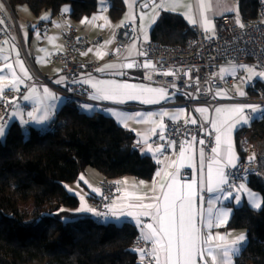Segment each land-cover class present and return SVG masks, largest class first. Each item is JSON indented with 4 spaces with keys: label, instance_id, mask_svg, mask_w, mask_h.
<instances>
[{
    "label": "crops",
    "instance_id": "1",
    "mask_svg": "<svg viewBox=\"0 0 264 264\" xmlns=\"http://www.w3.org/2000/svg\"><path fill=\"white\" fill-rule=\"evenodd\" d=\"M124 2L126 9L119 19H114L109 9L107 15H101L102 20L97 18V15L94 16L97 11L76 21L72 18L71 11L66 13H62L61 11L62 14L60 13L55 17L49 11L35 16L24 7H18L16 12L10 13L4 1L0 0V11L14 22L17 19L26 48L32 56V63H28L26 58L22 56L21 47L16 36H12L8 41L0 44V77H4L0 81V87L3 88L2 92L6 90H23L24 97H32L26 100V102L33 106L29 112L35 110L37 116H41L47 112L49 117L43 123H37L28 117V112L17 108L7 125L10 126L12 123L18 122L25 129L32 126L41 128L49 125L66 105V95L64 93V88L66 87L65 77L60 65L51 61V57L63 49L59 29L77 25L79 32L89 40L101 38V44L91 45L84 53V59L89 62H102L103 66L101 69L105 70L99 71L97 75L82 78V81L89 80V84L95 81H115L117 83L134 85L137 89H163L167 96V98L161 96L159 103H142L141 101L149 96L158 95V93L153 94L145 91L138 99L126 100L123 104L115 103L111 100H92L90 98V101L84 102L82 106L83 110H86L85 105L94 106L92 110L87 111L90 113L100 111L108 114L120 125L134 132L137 136L136 148L141 153L151 156L157 163L155 174L149 180L134 175H124L117 179L120 195L115 199L111 208H116V216L119 218H114L111 215L105 221L117 224L131 222L138 229L139 234L143 235L148 231L147 225L149 223L145 225L147 217H151L150 223L154 227H158L154 219L155 208L141 209L129 207V205L156 204L160 206L162 212L163 197L168 194L169 185H172L173 179L176 181L175 185H173V191L176 193H179L181 189L187 192L185 186L193 184V211L194 213L202 211L204 216L203 221H201L199 215L196 216V224L201 229L202 240L206 238L209 232L214 237H224L223 241L215 239L211 242V246L215 250L214 254L218 256V262L220 253L219 250L215 249V245H231L240 235L246 237L245 241L239 246V252L231 258V264H236V260L243 250L242 245H246L248 241V235L246 229L229 227L235 209L245 204L255 209L253 206L255 203L259 202L261 206L263 203L262 197L259 195L261 192L254 187V183L264 187V111H255L251 116H247L248 108H246L243 115L248 117V123H243L232 109L238 105H257L260 109H264V103L252 101L255 97H264V75H262L264 71L251 63L241 66H223L221 68L223 76L233 75L242 71L244 83L235 82L229 85L227 89L217 91L215 95L216 102L212 104L200 102L194 108L184 103V95H169L163 85L128 78L125 74L121 75V72L124 73L123 68L120 67L121 64L108 61V57L116 41V30L123 21L132 22L138 32L137 40L126 53L127 57H133L142 52L146 43L151 39L152 28L164 12L179 14L189 26L199 25L203 31L214 36L218 33L216 25L218 18L228 14H236L239 19L241 18L239 5L233 4L232 0H133V6L129 8L131 0H124ZM161 4L163 5L162 8L160 7ZM144 5H147L145 9H150L148 18L147 13H140V7ZM129 11L136 13L138 17L137 23L131 20L132 12ZM29 22H42L43 27L41 31L33 34L32 29L29 27ZM95 28L108 32V37L101 31H95ZM133 49L137 51L133 53ZM8 64L12 65L11 69L7 67ZM36 74L41 75L43 79L34 84L33 80ZM13 83H15V87H12ZM33 89H35V92L32 91ZM45 89L56 98L52 99L48 93H45ZM240 92H243L244 95L241 96ZM247 98H252V100L248 101L246 100ZM200 108L207 109V111H197ZM181 109L183 111H180ZM217 109H221V111L218 113ZM162 111H166L168 114L160 116L159 113ZM136 113H141L142 115L138 117ZM199 117L211 120L212 126L215 129L216 127L221 128V132L218 133V135H221V144L214 161L211 163L205 161L201 150V142L197 139L187 143L178 155L174 153L160 159L162 146L154 141L156 131L164 129L166 123L178 118H182L188 122L195 119L197 123ZM161 124L164 125L163 128H161ZM229 128L231 129L230 132L228 131ZM225 135L231 141V150L236 157L235 165L237 166L241 161L247 160L253 162L256 167L253 175L246 177L240 182V185H245L247 191H239L240 202L238 204L234 203L232 199H225L224 192L222 191L209 192L206 182L209 165H211L214 172L220 168L224 172L227 166H231L227 164L226 160L227 143L225 142ZM149 148L151 151L148 150ZM182 152L183 156L181 155ZM216 161L220 163L217 164ZM89 168L78 179L80 185L84 187L82 195H76L80 199V206L78 208H92L98 213L97 199L100 194V181L103 175L97 169ZM185 170L188 171L186 174L184 173ZM221 187L223 188V185ZM204 192H208L209 195L204 197ZM233 195H237L236 191L233 192ZM157 197L160 199L157 200ZM209 208L212 210L210 215L214 225L211 229L207 227ZM224 209H230V216L227 222L220 226H215V218ZM145 211L151 212L152 215H142ZM76 212L89 214L93 217L96 216V214L87 211ZM127 212H133L134 215L127 216L126 214H122ZM202 246L205 250L204 259L208 261V264H212L211 257L207 255L209 245L205 243ZM160 260L161 262L164 260L162 252L160 253ZM197 264H200L199 257H197Z\"/></svg>",
    "mask_w": 264,
    "mask_h": 264
},
{
    "label": "trees",
    "instance_id": "2",
    "mask_svg": "<svg viewBox=\"0 0 264 264\" xmlns=\"http://www.w3.org/2000/svg\"><path fill=\"white\" fill-rule=\"evenodd\" d=\"M7 2L14 12L26 6L35 16L49 11L53 17L71 3L76 21L98 11V0ZM258 5L259 0H242L241 18H255ZM125 9L124 0H112L114 19ZM188 27L181 15L164 12L152 28L151 40L185 44L194 35ZM55 122L46 133L14 122L6 136H0V264H144L130 249L139 234L135 225L97 222L77 213L80 199L66 184L77 181L89 167L115 180L124 175L149 180L155 160L136 148L134 132L103 112L87 113L66 104ZM254 187L263 195L262 207L236 208L229 223L248 235L236 264H264V187Z\"/></svg>",
    "mask_w": 264,
    "mask_h": 264
},
{
    "label": "built area",
    "instance_id": "3",
    "mask_svg": "<svg viewBox=\"0 0 264 264\" xmlns=\"http://www.w3.org/2000/svg\"><path fill=\"white\" fill-rule=\"evenodd\" d=\"M233 4L240 5L242 0H232ZM11 12L7 0H5ZM0 44L16 36L21 47L22 56L28 63H32L20 26L15 19H8L0 11ZM216 35H210L202 30L199 25H193L186 29L193 32V37L185 44H166L161 41L149 40L142 52L133 57H127V51L138 38L135 25L130 21H123L115 33V44L108 57L110 62H118L121 65L129 63L131 68L123 67L126 77L153 84L165 86L169 95L182 94L185 96V104L195 106L200 103L212 104L216 102L217 91L227 89L235 82L244 83L243 72L223 76L221 68L226 65L241 66L247 63L253 64L264 71V0H259L258 14L251 20L238 18L236 14L224 15L216 20ZM243 25V26H241ZM33 34H37L43 27L42 22H29ZM63 42V49L51 57L53 63L61 67L65 77L66 104L73 105L83 110L84 102L90 101L94 89L89 83H79L82 78L97 75L102 62H89L84 59V53L91 45L101 44L102 39L89 40L79 32L77 25L59 29ZM146 64L150 66H145ZM168 73H172L168 75ZM43 77L36 74L33 83H38ZM234 97V95H232ZM250 101L252 98H247ZM218 101V100H217ZM255 103H264V97H255ZM0 127H5L17 108L29 112L33 106L24 99V91L6 90L0 93ZM247 116L253 111L247 110ZM56 118L41 131H52L56 126ZM29 127L27 128V130ZM218 132L212 126L211 120L199 117L195 124L182 118L169 121L164 129H158L154 135V141L162 146L160 159L176 154L192 140H200L201 150L207 163L215 159L213 149L217 147L216 136ZM163 136V138H161ZM157 166V163H156ZM255 164L250 161H241L237 166H227L224 175L228 184L223 185L227 191L230 186L233 192L239 187L240 182L255 173ZM188 171H184L186 174ZM120 195L119 183L115 179L103 177L100 181V194L97 201L98 213L94 218L97 222H104L105 216H111L110 208L115 199ZM208 192L203 196L207 197ZM107 205V207H106ZM151 222V217L145 219V225ZM154 245L145 240L142 234H138L132 241L130 249L139 254L144 264H155L151 253ZM244 248L245 245H242ZM147 253V255H145Z\"/></svg>",
    "mask_w": 264,
    "mask_h": 264
},
{
    "label": "snow or ice",
    "instance_id": "4",
    "mask_svg": "<svg viewBox=\"0 0 264 264\" xmlns=\"http://www.w3.org/2000/svg\"><path fill=\"white\" fill-rule=\"evenodd\" d=\"M160 7L162 8L163 5L161 4ZM3 23V21H0ZM243 26V25H241ZM134 65L129 63L127 65H121L120 67H128L131 68ZM145 66H150L146 64ZM7 67L9 69L12 68L11 64H8ZM105 69H98V71H104ZM121 75L124 73L121 72ZM172 73H168L171 75ZM264 75V74H262ZM4 77H0V81H2ZM59 82V81H58ZM79 83H90L89 80L78 81ZM15 83L12 84V87H15ZM91 87L95 89L94 94L90 97L92 100H111L115 103L123 104L126 100H136L141 95L144 94L146 91L147 93H158V95H151L148 98L142 100V103H159L160 97L163 96L167 98L164 93L163 89H137L136 86L130 85L127 83H117L115 81H95L91 82ZM3 91V88L0 87V92ZM35 92V89L32 90ZM45 93H48V90H44ZM241 96L244 95L243 92L239 93ZM52 99L56 97L53 96L51 93H48ZM31 96H25L24 99L28 100L31 99ZM91 105H85L86 110H92ZM251 109L253 112L255 111H264V109H260L257 105H238L232 109L234 113H236L240 120L243 123H248V117L244 116L243 113L245 109ZM180 111H183L181 109ZM197 111L205 112L207 109L200 108ZM218 113L221 109L216 110ZM168 113L166 111H162L159 113L160 116H165ZM28 117L37 123H43L46 121L48 117V113L45 112L41 116L36 115V111L28 112ZM139 117L142 114L136 113ZM151 115V114H149ZM192 124L196 123V120L193 119L190 121ZM215 126V125H214ZM164 125L161 124V128ZM216 131L219 133L221 132L220 127H216ZM228 131L230 132L231 129L229 128ZM4 129L0 127V136H3ZM163 138V136H161ZM225 142L227 143V151H226V160L227 164L235 167V160L236 157L232 153V146L231 141L225 135ZM202 143V141H201ZM216 144L217 147L213 149L214 153L219 152V145L221 144V135L216 136ZM151 151V149H148ZM183 156V152L181 153ZM219 164V161H216ZM206 182L208 184V191L215 192V191H222L224 192L225 199H232L234 203H239V191L244 190L247 191L245 185H239V188L236 189L237 195H233V187L230 186L229 189L225 192V190L221 187V185L228 184V180L226 179L223 169L220 168L219 170L215 171L209 165L207 175H206ZM176 181L173 179L172 185H169L168 194L164 195L163 197V211L161 212V208L159 205L156 204H137V205H129V207L141 208V209H153L155 208V217L156 223L158 227H154L152 223L147 225L148 231L143 234V238L145 240H149L153 243L154 247L152 249L151 256L155 260V264H197V257L200 258V264H208V261L204 259L205 257V250L202 246L203 244H208L209 247L207 249V255L211 257L212 264H231V258L239 252V246L245 241L246 237L244 235H240L232 242L231 245H222L217 244L215 245V249L219 250L220 258L218 262V256L214 254V248L211 246V242L215 239H219L221 241L224 240L223 236L214 237L210 232L207 234L206 238L202 240L201 237V229L197 227L196 224V216L199 215L201 221L204 220V216L202 211L199 213H194L193 211V184H188L185 187L187 188V192H184L183 189L179 193L173 191V185H175ZM252 195L251 193H249ZM157 200L160 198L157 197ZM255 208H261V204L259 202L253 205ZM107 207V205H106ZM78 211H87L90 213H94L96 215H103L101 213H97L92 208H81ZM116 208H110V212L114 218H119L116 216ZM211 208L208 209L209 217L207 219V227L211 229L213 225V221L211 219ZM126 214L127 216H133V212L122 213ZM142 215H152L151 212L145 211ZM230 216V209H224L221 213L215 218L216 224L215 226H220L227 222V219ZM107 219V217L105 216ZM164 254V260L161 262L160 260V253ZM147 255V253H145Z\"/></svg>",
    "mask_w": 264,
    "mask_h": 264
},
{
    "label": "rangeland",
    "instance_id": "5",
    "mask_svg": "<svg viewBox=\"0 0 264 264\" xmlns=\"http://www.w3.org/2000/svg\"><path fill=\"white\" fill-rule=\"evenodd\" d=\"M4 1V3L6 4V2H5V0H3ZM111 4H112V0H98V7H99V10H98V12L94 15V16H96L97 15V18H99L100 20H102L101 19V15H107V13H108V11H109V9H110V6H111ZM132 6H133V0H131V3H130V5H129V8H132ZM145 6H147V5H144L143 7H140V13H147V18H148V14H149V10L150 9H145ZM6 7L8 8V10L10 11V9H9V7H8V5L6 4ZM25 9H27L28 11H30L29 9H28V7H26V6H23ZM71 9H72V5H71V3H66L64 6H63V9H62V13H66V12H70L71 11ZM16 11H17V9H16ZM31 12V11H30ZM129 12H132V18H131V20L133 21V22H135V23H137L138 22V17H137V15H136V13L134 12V11H129ZM10 13H11V11H10ZM61 13V14H62ZM12 15V14H11ZM105 19H106V16H105ZM95 31H101L102 33H104V35H106L107 37H108V35H109V33L108 32H105V31H103V30H101L100 28H95ZM143 40V39H142ZM140 42H142V41H140ZM138 45V44H137ZM134 47H135V45H134ZM133 47V48H134ZM139 47V46H138ZM136 49V48H135ZM135 49H133L132 50V52L133 53H135L137 50H135ZM131 51V50H130ZM132 106H136V107H138L139 105H132ZM1 107V106H0ZM84 112H87V113H90L89 111H87V110H83ZM8 128H9V125H6L3 129H4V134H3V136H1L2 138H4L5 136H6V133H7V130H8ZM89 169H92V168H89ZM66 186H67V188H68V190L71 192V193H74L75 195H77V194H81L82 195V193L84 192V187L83 186H81L80 185V183H79V181L77 180V181H74V182H72V184H70V183H67L66 184ZM74 191V192H73ZM77 192V193H76ZM259 195H260V197H262V200H263V195L261 194V193H259ZM98 201V200H97ZM262 205H263V203H262ZM80 206V205H79ZM262 207V206H261ZM256 210H259V209H257V208H255ZM79 210V208H77V210L75 209L74 211H78Z\"/></svg>",
    "mask_w": 264,
    "mask_h": 264
}]
</instances>
